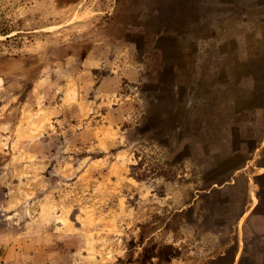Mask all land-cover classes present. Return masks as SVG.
Masks as SVG:
<instances>
[{"label": "rangeland", "instance_id": "1", "mask_svg": "<svg viewBox=\"0 0 264 264\" xmlns=\"http://www.w3.org/2000/svg\"><path fill=\"white\" fill-rule=\"evenodd\" d=\"M0 264H264V0H0Z\"/></svg>", "mask_w": 264, "mask_h": 264}, {"label": "trees", "instance_id": "2", "mask_svg": "<svg viewBox=\"0 0 264 264\" xmlns=\"http://www.w3.org/2000/svg\"><path fill=\"white\" fill-rule=\"evenodd\" d=\"M154 247H145V251H150V255L147 258H151L155 256L160 261H168L171 257H174L177 253V249L174 248L172 245H165L162 247H156L157 249L154 251Z\"/></svg>", "mask_w": 264, "mask_h": 264}]
</instances>
